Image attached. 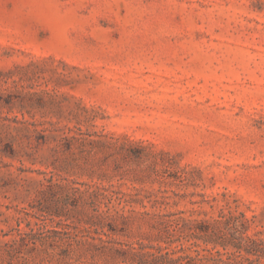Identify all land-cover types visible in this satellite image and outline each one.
Masks as SVG:
<instances>
[{
  "label": "rangeland",
  "instance_id": "rangeland-1",
  "mask_svg": "<svg viewBox=\"0 0 264 264\" xmlns=\"http://www.w3.org/2000/svg\"><path fill=\"white\" fill-rule=\"evenodd\" d=\"M0 264H264V0H0Z\"/></svg>",
  "mask_w": 264,
  "mask_h": 264
},
{
  "label": "trees",
  "instance_id": "trees-1",
  "mask_svg": "<svg viewBox=\"0 0 264 264\" xmlns=\"http://www.w3.org/2000/svg\"><path fill=\"white\" fill-rule=\"evenodd\" d=\"M245 241H248L249 243H251V244H253V245L257 244V243H256V240H254V239H252V238H250V237H246V238H245ZM255 252H256V251H255ZM254 255H256V253H254Z\"/></svg>",
  "mask_w": 264,
  "mask_h": 264
}]
</instances>
